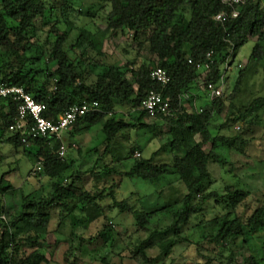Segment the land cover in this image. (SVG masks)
Wrapping results in <instances>:
<instances>
[{
    "label": "trees",
    "instance_id": "obj_1",
    "mask_svg": "<svg viewBox=\"0 0 264 264\" xmlns=\"http://www.w3.org/2000/svg\"><path fill=\"white\" fill-rule=\"evenodd\" d=\"M83 8L84 0H0V85L22 87L35 102L45 104L44 116L53 121L74 105L96 102L100 110L71 126L67 139H36L24 145L20 134L11 135L8 131L16 115V104L11 99L0 102V143L15 149L22 147L35 164H42L41 173L48 178L46 197L36 199L22 194L18 210L9 215L4 197L13 187L0 176V264H49L45 249L51 209L66 211L74 220L72 227L87 228L102 217L107 221L106 209L130 211L127 201L116 202L113 194L124 178L155 183L167 176L175 180L157 192L163 205L143 208L139 229L147 230L159 213L164 216L167 212L173 222L148 230L147 240L135 247L134 256L139 255L143 262L167 258L176 246L187 242L182 232L212 199L224 214L203 226V231H207L202 240L213 245L220 257L229 252L225 259L231 262L233 246L245 247L248 239L260 232L261 257L260 253H250L242 264H264V199H258L256 209L243 220L238 208L251 193L236 185H226L224 194L208 192L213 180L207 170L209 164L219 163L231 174L232 164L223 160L217 150L226 148L243 154L249 142L248 133L256 126L260 128L263 96L236 107V116L230 109H234L233 102L241 94L246 67L252 63L256 65L255 72L258 65L264 70V0H245L239 16L223 23L215 21L217 14L229 11L222 0H92ZM45 27H50L47 37L39 44L37 31ZM72 32L77 33L76 39L67 46ZM111 38L129 40L134 46L131 57L124 48L122 52L128 57L123 62L103 52V42ZM249 40L254 41L250 60L238 71L232 94L204 100L207 84L216 85L222 77L225 83L226 66L233 63L239 49ZM210 60V70L203 73L200 85L202 71L197 65ZM157 68L170 77L162 93L170 101L171 114L158 116L152 125H147L141 104L150 90L161 91L150 79V73ZM181 98L191 105L189 112L182 107ZM124 107H128L129 123L116 119V109ZM222 114L226 124L214 129L213 123ZM236 122L243 125L239 135H219L222 128ZM164 124L167 130L162 132L160 127ZM136 127L150 133L146 141L156 139L159 129L166 142L148 159L141 157L143 145L132 144L124 159L133 164L124 171L104 163L103 179L112 176L113 183L100 193L92 195L76 185L81 183L80 172H73V163L59 158L61 142L69 147L76 145L69 141L79 131L99 128L107 155L117 135L124 136L125 131ZM136 153L140 156L134 159ZM161 153L170 159L159 162ZM104 154L98 157L99 161ZM92 174L98 177L99 173ZM176 184L184 185V192L178 193ZM197 198L200 200L195 204ZM107 200L111 204L105 207ZM76 212L81 218L75 217ZM107 223L103 231L110 233L111 224ZM152 243L163 245L155 260L147 256Z\"/></svg>",
    "mask_w": 264,
    "mask_h": 264
},
{
    "label": "rangeland",
    "instance_id": "obj_2",
    "mask_svg": "<svg viewBox=\"0 0 264 264\" xmlns=\"http://www.w3.org/2000/svg\"><path fill=\"white\" fill-rule=\"evenodd\" d=\"M91 1L84 0L83 9ZM49 28L38 29L39 44L45 41ZM76 36L77 33L72 32L67 46L69 43L74 42ZM129 45H131L129 40L125 38H111L109 41L103 42L102 50L123 62L128 56L131 57L134 51V46L131 45L130 49ZM253 46L254 41L249 40L239 49L233 63L228 66L223 87L224 97L232 94L238 71L248 65ZM123 48L130 52L128 56L123 54ZM141 55L145 54L141 53ZM255 66V64L250 63L246 67V79L244 78L246 81L243 79L242 83L244 85L242 84L241 94L233 102L234 109H230L233 116L237 115L236 107L247 105L254 97H264V70L261 65H258V72H255ZM203 78V73H200V85ZM199 88L200 92H202V87L200 86ZM204 100H207V98L205 97ZM198 103L199 100L196 99L194 104L197 105ZM181 105L188 112L191 110V105L184 98H181ZM227 110L224 108L225 112ZM115 112L117 113L116 119L122 118L129 123L130 117L126 114L128 107L117 108ZM225 120L226 118L222 114L221 119L213 123L214 129L225 123ZM260 120V128L256 126L254 131L248 133L246 138L249 139V142L245 146L243 154H237L234 150L231 152L227 151L226 148L217 150L222 155L221 158L223 160L232 164L233 172L231 174L227 172L226 167L221 166L219 163H211L207 167L208 173L213 180L208 192L224 194L226 185H236L251 193V196L238 208V215L243 220L247 219L256 209L258 206L257 200L264 199V125H262L264 124V111L260 114ZM143 122L147 125H152L154 120L147 117ZM242 129L243 125L241 122L229 123L219 131V135L231 138L239 135ZM160 130L162 132L167 130L166 125H162ZM160 130H157L159 135L156 139L146 141L150 133L139 129V127L129 129L125 131L126 134L124 136L117 135V139L113 141L108 151L109 154L106 155L104 154L106 148L102 143L103 135L100 133L99 128L92 129L86 134L81 146L75 145L76 147L69 149L65 155V161L67 163L73 161V166H76L71 170L80 172L81 183H76V185L81 186L83 190L90 192L92 195L100 193L104 187H109L113 183L112 176L103 179L101 169L104 163L109 166H115L118 171H124L125 167L129 169L133 161L124 158L132 144L143 145L144 149L141 157L144 159L150 158L151 154L159 150L161 145L166 142ZM89 149H91L92 154L88 153ZM93 149H97L98 152H93ZM205 150H208V147H205ZM103 154L104 159L102 158L99 161L98 157ZM133 158L138 157L133 154ZM169 159V156L162 153L157 158L159 162L168 161ZM34 164L32 156L27 154L22 147L15 149L11 145L0 143V176H3L13 187L12 192H8L4 197L9 215L18 210L22 194L23 196H30L36 199L44 198L47 195L48 178L42 173L32 176L31 172ZM91 171L93 173H101V175L99 176L98 174V177H96V174H92ZM113 177L116 180L118 179L116 176ZM174 180L175 177L167 176L162 177L158 182L149 183L138 178H124L121 186L116 188L113 194L116 202L126 200L130 211L122 213L118 209H106V218L110 223H107L106 219L102 217L87 228L80 225L74 228V226L72 227L74 220L67 215L66 211L63 209H51L52 217L49 223V235L46 238L48 247L45 249L49 264H242L250 253H260L258 256L261 257V252H259L260 241L258 240V237L262 235L260 232L252 235L245 247L237 248L233 246L231 262L225 259L230 254L229 252L225 251L220 257L213 245L202 240L203 233L207 231H203V226L215 216L224 214L219 207L214 205L212 199L203 205L196 218L190 219L187 227L182 232L181 236L186 238L187 242L176 246L167 258H158L153 262H143L139 255L134 256L135 247L147 240L148 230H152L154 227L163 228L173 222L172 216L167 212L164 213V216L159 213L156 218H153L147 230L139 229L143 208L146 210L161 207L164 201L157 196V192L163 189L168 182ZM176 186L178 193L184 192V185L176 184ZM199 200L200 198H197L195 204H198ZM110 202L107 200L105 207L111 204ZM105 223L111 224L110 233L103 231ZM55 231L56 233H54ZM71 232L74 233L72 237H70ZM56 238L58 243H55ZM161 246H163L162 243L160 245L159 243H152L151 247L147 249L148 258L155 260L160 254Z\"/></svg>",
    "mask_w": 264,
    "mask_h": 264
},
{
    "label": "built area",
    "instance_id": "obj_3",
    "mask_svg": "<svg viewBox=\"0 0 264 264\" xmlns=\"http://www.w3.org/2000/svg\"><path fill=\"white\" fill-rule=\"evenodd\" d=\"M228 12H221L215 16V21L223 23L227 19H236L239 16V11L245 5V0H222ZM211 54L207 57L210 58ZM189 63H191L189 61ZM210 64L197 65V69L206 73L210 70ZM228 69V66H226ZM150 79L161 87V91L150 90L141 104V109L148 118L154 119L158 116H170L171 107L169 99L163 96L162 90L170 83V77L167 72L161 68H157L150 73ZM224 77L218 84L208 83L205 87V93L209 101L223 95ZM5 99H11L16 104V115L13 123L9 125L8 131L11 135L20 134V142L24 145L31 140L54 138L57 141H62L63 135L71 126L79 119L87 115L99 113V105L96 102L83 103L74 105L68 108L63 114L59 115L56 121L50 120L44 116L46 111L45 104L37 103L34 99L22 88L17 86L0 85V102ZM75 148L74 144L70 147L68 144L62 143L59 148L58 156L64 159L69 149ZM136 157L140 155L135 154ZM43 166L41 163L34 165L31 175L36 176L41 173Z\"/></svg>",
    "mask_w": 264,
    "mask_h": 264
},
{
    "label": "crops",
    "instance_id": "obj_4",
    "mask_svg": "<svg viewBox=\"0 0 264 264\" xmlns=\"http://www.w3.org/2000/svg\"><path fill=\"white\" fill-rule=\"evenodd\" d=\"M82 127V126H80ZM72 130L70 129L69 131H67L64 135H63V138L67 139V135L71 132ZM89 131H79V133H77V135L75 136L74 140L73 141H69V142H73L75 143L77 146H81V143L83 142V140H85V137H86V134L88 133ZM91 149L88 150V153L92 154V152L90 151ZM78 152L80 153V151L78 150ZM73 165H74V162L72 161ZM77 163V162H76ZM77 165V164H75ZM73 167H76V166H73ZM103 170V168L101 169ZM75 217L76 218H81V215L79 213H75Z\"/></svg>",
    "mask_w": 264,
    "mask_h": 264
}]
</instances>
